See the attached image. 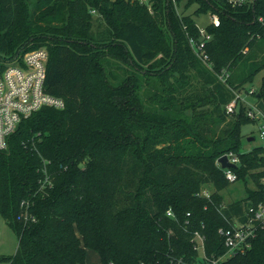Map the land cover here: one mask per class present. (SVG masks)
I'll return each mask as SVG.
<instances>
[{
  "label": "trees",
  "instance_id": "obj_1",
  "mask_svg": "<svg viewBox=\"0 0 264 264\" xmlns=\"http://www.w3.org/2000/svg\"><path fill=\"white\" fill-rule=\"evenodd\" d=\"M150 1L0 0V57L47 48L45 90L65 101L24 118L0 149V213L19 238L8 264H90L87 249L104 264H199L195 231L222 255L219 228L264 202V147L242 150L248 105L226 112L264 70V27L252 8L226 6L208 26L209 68L189 44L193 16ZM193 2L195 14L212 7ZM253 96L264 109V74ZM228 152L254 187L226 204L217 161ZM221 264H264V229Z\"/></svg>",
  "mask_w": 264,
  "mask_h": 264
},
{
  "label": "built area",
  "instance_id": "obj_2",
  "mask_svg": "<svg viewBox=\"0 0 264 264\" xmlns=\"http://www.w3.org/2000/svg\"><path fill=\"white\" fill-rule=\"evenodd\" d=\"M147 4L150 8V0H131ZM183 1L188 4L189 0H167V4L178 13L183 19L188 14V8H183ZM211 8V22L209 25H220V13L226 6L233 8L253 9L255 12L254 22L264 27V9H262L260 0H209ZM214 2V3H213ZM200 7L198 2H193ZM198 32L191 34L187 31L189 44L193 52L199 59L212 68V61L208 51V45L213 38V34L207 28H201L197 25ZM187 30L188 26L184 24ZM49 53L47 48L41 47L18 53L13 57H0V149L8 147V141L19 124L24 118L29 117L35 111L44 106L54 108H64L63 98L50 94L45 90V79L47 74ZM230 72L223 70L219 74L222 81H226ZM255 88L248 89V95L255 93ZM235 97L226 105V112L231 115L239 110L242 103L248 105L247 114L254 122L259 125L260 137L264 139V109L260 103H251L242 96L239 90H234ZM264 147V145H263ZM231 162L239 166V157L234 152L225 153ZM218 162V161H217ZM221 167L220 162H218ZM222 168V167H221ZM226 178L230 182L238 180V175L233 167L222 168ZM264 183V179H263ZM213 190L203 189L200 195L211 198ZM168 215L173 216V212L168 210ZM190 215V213H188ZM228 227H220L219 232L224 238L226 252L219 256L208 255L205 250L206 237L201 231L194 232L192 237L193 247L198 251L199 264H221L229 257L238 252H245L252 246L253 239L258 235L260 229H264V202L257 205H250L246 211V219L241 220L238 217H232L227 220ZM141 264H145L142 262Z\"/></svg>",
  "mask_w": 264,
  "mask_h": 264
},
{
  "label": "rangeland",
  "instance_id": "obj_3",
  "mask_svg": "<svg viewBox=\"0 0 264 264\" xmlns=\"http://www.w3.org/2000/svg\"><path fill=\"white\" fill-rule=\"evenodd\" d=\"M182 6L183 8H186L185 1H183ZM197 8L198 7L196 4H190L188 6V14L193 16L199 27L207 28L211 22L210 11L208 10L199 14H195L194 12ZM263 74L264 70L255 77L253 82L247 83L245 89L239 91L240 93L242 92L241 95L246 96V99L251 103H260L253 95H248V89L253 87L255 90H258L262 82ZM249 134L254 136L255 139L249 141L246 138V136ZM243 135L245 137L243 139L244 142L242 150H250L256 146L264 145V139L260 137L259 125H257L255 122H250L243 126ZM248 187L253 188L254 183L252 181H247L246 183L245 179H238L235 182H231L228 187L222 190L224 203L228 204L239 199H244L247 195ZM203 189L213 190L214 188L210 184ZM18 244L19 238L16 231L5 221L0 213V264H8L1 257L14 255L17 251ZM87 261L90 264H104L99 252L92 249H87Z\"/></svg>",
  "mask_w": 264,
  "mask_h": 264
},
{
  "label": "water",
  "instance_id": "obj_4",
  "mask_svg": "<svg viewBox=\"0 0 264 264\" xmlns=\"http://www.w3.org/2000/svg\"><path fill=\"white\" fill-rule=\"evenodd\" d=\"M254 139H255L254 136H251L248 138L249 141L254 140ZM218 162H220L222 168H226V167L236 168L237 167V164H235L234 162H231L226 154L220 156L218 158Z\"/></svg>",
  "mask_w": 264,
  "mask_h": 264
},
{
  "label": "crops",
  "instance_id": "obj_5",
  "mask_svg": "<svg viewBox=\"0 0 264 264\" xmlns=\"http://www.w3.org/2000/svg\"><path fill=\"white\" fill-rule=\"evenodd\" d=\"M261 104H263V102L262 101H259ZM88 262V261H87Z\"/></svg>",
  "mask_w": 264,
  "mask_h": 264
}]
</instances>
